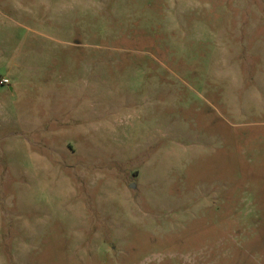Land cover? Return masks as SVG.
<instances>
[{
    "label": "rangeland",
    "instance_id": "374dc122",
    "mask_svg": "<svg viewBox=\"0 0 264 264\" xmlns=\"http://www.w3.org/2000/svg\"><path fill=\"white\" fill-rule=\"evenodd\" d=\"M0 264H264V0H0Z\"/></svg>",
    "mask_w": 264,
    "mask_h": 264
},
{
    "label": "built area",
    "instance_id": "2783aa9c",
    "mask_svg": "<svg viewBox=\"0 0 264 264\" xmlns=\"http://www.w3.org/2000/svg\"><path fill=\"white\" fill-rule=\"evenodd\" d=\"M1 82L2 83H9L10 81L8 78L4 77V78H2Z\"/></svg>",
    "mask_w": 264,
    "mask_h": 264
}]
</instances>
